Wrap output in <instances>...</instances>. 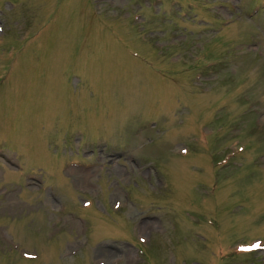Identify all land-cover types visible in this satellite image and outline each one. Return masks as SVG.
<instances>
[{"label": "rangeland", "instance_id": "1", "mask_svg": "<svg viewBox=\"0 0 264 264\" xmlns=\"http://www.w3.org/2000/svg\"><path fill=\"white\" fill-rule=\"evenodd\" d=\"M0 76V264H264V0H0Z\"/></svg>", "mask_w": 264, "mask_h": 264}, {"label": "snow or ice", "instance_id": "2", "mask_svg": "<svg viewBox=\"0 0 264 264\" xmlns=\"http://www.w3.org/2000/svg\"><path fill=\"white\" fill-rule=\"evenodd\" d=\"M252 247L253 248H258V247H260V245L259 244H253Z\"/></svg>", "mask_w": 264, "mask_h": 264}]
</instances>
